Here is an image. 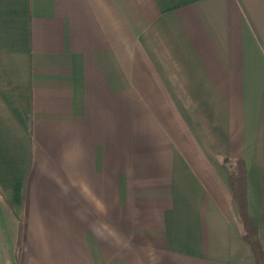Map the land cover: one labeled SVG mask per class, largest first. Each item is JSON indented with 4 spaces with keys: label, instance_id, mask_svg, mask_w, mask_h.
Returning a JSON list of instances; mask_svg holds the SVG:
<instances>
[{
    "label": "crops",
    "instance_id": "1",
    "mask_svg": "<svg viewBox=\"0 0 264 264\" xmlns=\"http://www.w3.org/2000/svg\"><path fill=\"white\" fill-rule=\"evenodd\" d=\"M227 158L264 249V0H0V264H258Z\"/></svg>",
    "mask_w": 264,
    "mask_h": 264
},
{
    "label": "trees",
    "instance_id": "2",
    "mask_svg": "<svg viewBox=\"0 0 264 264\" xmlns=\"http://www.w3.org/2000/svg\"><path fill=\"white\" fill-rule=\"evenodd\" d=\"M226 161L229 162L231 167L230 184L238 206V215L244 238L247 242H249L258 264H264V249L258 234L257 223L249 216L245 201L246 165H244L243 160L240 159L232 160L227 158Z\"/></svg>",
    "mask_w": 264,
    "mask_h": 264
}]
</instances>
